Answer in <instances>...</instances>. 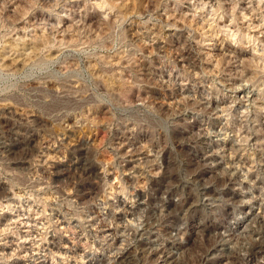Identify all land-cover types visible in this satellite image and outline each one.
Listing matches in <instances>:
<instances>
[{"label": "rangeland", "instance_id": "rangeland-1", "mask_svg": "<svg viewBox=\"0 0 264 264\" xmlns=\"http://www.w3.org/2000/svg\"><path fill=\"white\" fill-rule=\"evenodd\" d=\"M25 51L0 57V264H121L86 215L138 193L129 224L169 203L122 264H264V0H0Z\"/></svg>", "mask_w": 264, "mask_h": 264}, {"label": "bare ground", "instance_id": "bare-ground-1", "mask_svg": "<svg viewBox=\"0 0 264 264\" xmlns=\"http://www.w3.org/2000/svg\"><path fill=\"white\" fill-rule=\"evenodd\" d=\"M124 7V6H123ZM17 39V38H16ZM18 40V39H17ZM16 40V41H17ZM19 41H21L19 39ZM18 41V43H19ZM24 41L20 42V43H23ZM34 42V41H33ZM11 44V43H10ZM17 44V42H16ZM24 44V43H23ZM23 44H21V46H23ZM28 44V43H27ZM30 44V43H29ZM28 44V45H29ZM13 45V44H12ZM25 45V44H24ZM17 46V45H16ZM31 46V45H30ZM8 47V46H7ZM15 47V46H14ZM32 47H33V44H32ZM27 48V47H26ZM25 48V49H26ZM10 49V47H9ZM16 49V48H15ZM24 49V50H25ZM30 49V48H29ZM34 50V48H33ZM12 51V50H11ZM14 51V50H13ZM20 51V49H19ZM23 51V50H22ZM5 53V52H4ZM2 53V54H4ZM7 53V52H6ZM1 55V54H0ZM32 55V51H29V52H26L25 53H22V54H16V53H10V54H4V55H1V61L4 62V63H7L9 64L10 66H20L23 64L24 66V63L26 61H28L27 59ZM32 57V56H31ZM30 59V58H29ZM28 62H26L27 64ZM241 85V84H240ZM236 90V89H235ZM237 91L239 93H243L246 91V88L245 86L241 85L237 88ZM247 95V94H246ZM220 139V138H219ZM218 139V140H219ZM224 140V139H222ZM125 143V142H124ZM206 143V142H205ZM119 145V144H117ZM207 145V143H206ZM227 145V144H226ZM208 146V145H207ZM232 146V145H231ZM120 148V147H119ZM116 150H118V148L116 147L115 148ZM132 149V148H131ZM136 149V148H135ZM113 150V149H112ZM128 150V149H127ZM206 150V149H205ZM222 150V149H221ZM119 151V150H118ZM135 151V150H134ZM131 152V151H130ZM137 152V151H136ZM139 152V150H138ZM129 153V151H127V154ZM224 153V152H223ZM137 154V153H136ZM139 154V153H138ZM219 154V153H218ZM225 154V153H224ZM134 155V153L132 154ZM207 155V158H209L208 154L205 153V157ZM124 156V155H123ZM212 156V155H211ZM219 156V155H218ZM223 156V155H222ZM122 157V156H121ZM126 157V156H125ZM124 157V158H125ZM204 157V156H203ZM141 158V157H140ZM211 158V157H210ZM213 158V157H212ZM231 158V157H230ZM128 159V158H127ZM154 159V158H153ZM133 159H131L132 161ZM138 160V159H137ZM151 160V159H150ZM149 160V161H150ZM135 161V160H134ZM130 162V161H129ZM128 162V163H129ZM148 162V161H147ZM137 163V162H136ZM135 163V164H136ZM143 163V161H142ZM156 163V162H155ZM211 163V162H209ZM145 164V163H144ZM138 166V164H136ZM214 165V164H212ZM155 167V166H154ZM239 167V166H238ZM136 168V167H135ZM154 169V168H153ZM236 169V168H235ZM238 170V169H237ZM152 171V170H151ZM154 171V170H153ZM232 173V172H231ZM197 174V173H196ZM241 174V173H240ZM233 176V175H230V177ZM150 179V178H149ZM233 181L239 184L243 183L244 180H241V178H239V176L237 175V171L233 177ZM229 182V181H228ZM231 182V181H230ZM229 182V183H230ZM234 183V182H232ZM231 183V184H232ZM238 185V184H237ZM243 185V184H241ZM202 186V185H201ZM206 186V185H205ZM91 188V187H90ZM78 200H80L81 204L85 202H83V200L85 199V197L87 196V191L89 189H87V191L85 192H82L80 189H78ZM234 190V189H233ZM4 191V190H3ZM96 192V191H95ZM199 192V191H198ZM2 194V193H1ZM90 194V193H89ZM137 194V193H136ZM203 195V194H202ZM247 195V194H246ZM135 196V195H134ZM137 196H139V202L138 204L135 206V205H128L126 203L127 200H124V199H119L115 202H117L116 204V207H112L111 208V211H109L110 213L109 214H106L104 215V217L100 218L99 221L95 220L96 216H92L91 214H88L86 215V222L87 223V226L89 227V231L90 232H93V234H95L98 242L104 244V245H107V258H110L112 260H115L116 262H119L122 264V262H125L126 259L128 258L129 254H131V252H133L134 249H132L134 245V243L132 241H136L138 243H140L141 247H144V245L146 244H150L149 247H151V243H154L153 241H155V239H152L150 236L149 237H143V234L144 233H155L157 234L158 233V230H157V225H158V217L161 215L159 214V212L162 213V211L164 210V208L168 205V201H163L157 208H156V212L152 213V217L151 215L147 218H141V220L136 224H129L128 222L132 221L134 219V216L136 215L137 213V210L138 209H144L146 210L147 206H148V202L145 200L146 198L141 195V194H137ZM6 198V201L9 202V201H13L14 197L13 196H10V195H4L0 197V199H4ZM201 197V196H200ZM207 197L208 200H211L212 199V196H205ZM215 197V196H214ZM145 198V199H144ZM158 198V197H157ZM219 198V197H217ZM206 199V198H205ZM216 199V197H215ZM226 199V198H225ZM234 199V198H233ZM155 200V199H153ZM222 200V198H221ZM224 200V199H223ZM261 200V199H260ZM15 201V200H14ZM137 201V200H136ZM159 201V200H158ZM200 201V200H199ZM226 201V200H225ZM98 202V201H97ZM156 202V201H155ZM137 203V202H136ZM153 203V202H152ZM195 203V201H194ZM196 204V203H195ZM112 205V204H111ZM195 205H192L191 204V207H194ZM82 207V206H81ZM152 207V206H151ZM155 207V206H154ZM169 207V206H168ZM184 207V206H183ZM107 208V207H106ZM185 208V207H184ZM109 209V207H108ZM154 209V208H153ZM56 210V209H55ZM88 210V209H87ZM99 210V209H98ZM110 210V209H109ZM190 210V209H189ZM86 211V210H85ZM95 211V210H94ZM140 211V210H139ZM142 211V210H141ZM153 211V210H152ZM155 211V210H154ZM158 211V212H157ZM165 211V210H164ZM107 212V211H105ZM136 212V213H135ZM145 212V211H144ZM80 213H83V212H80ZM97 213V212H96ZM95 213V214H96ZM102 213V212H101ZM108 213V212H107ZM158 213V214H157ZM188 213V212H187ZM86 214V213H85ZM84 214V215H85ZM99 214V213H98ZM163 214V213H162ZM145 215V214H144ZM143 215V216H144ZM5 216V215H4ZM138 216V215H136ZM164 216V215H163ZM162 216V217H163ZM167 216V215H166ZM169 216V215H168ZM98 217V216H97ZM160 217V218H162ZM4 217H1L0 218V222L2 221ZM6 218V217H5ZM99 218V217H98ZM139 218V217H138ZM169 218V217H168ZM165 220V218H163ZM134 221V220H133ZM161 221V219H160ZM167 221V220H166ZM3 222V221H2ZM169 224V222H167ZM166 223V224H167ZM249 223V222H248ZM250 225V224H249ZM248 225V226H249ZM82 227V226H81ZM159 227V226H158ZM245 227V226H244ZM248 228V227H247ZM226 230V229H225ZM251 230V229H250ZM229 231V230H228ZM233 231V230H232ZM89 232V233H90ZM171 232V231H170ZM176 235V234H175ZM222 235V234H221ZM174 236V235H173ZM226 236V235H224ZM84 238V237H83ZM94 238V237H93ZM133 238H135L133 240ZM175 238V237H174ZM223 238V237H222ZM175 240H178V237L175 238ZM180 240V239H179ZM221 240V239H220ZM231 239H225L223 238L222 239V244L221 245H226L228 242H230ZM219 241V240H218ZM218 241H216L218 244ZM135 242V243H136ZM176 242V241H175ZM221 243V241H220ZM232 243V242H231ZM137 244V243H136ZM215 244V246H216ZM230 244V243H228ZM138 245V244H137ZM78 246V245H77ZM155 246V245H154ZM214 246V247H215ZM157 247V246H156ZM165 247V246H164ZM251 247V246H250ZM11 248V246L8 244V242H3V243H0V251L3 252V253H7L8 250ZM63 248H66V246H64ZM68 248V247H67ZM168 248V247H167ZM219 248V247H218ZM225 248V247H224ZM233 248V246H232ZM252 248V247H251ZM132 249V250H131ZM142 249V248H141ZM154 249V248H153ZM68 250V249H67ZM222 250V248H221ZM154 253L156 251H153ZM160 252V251H159ZM158 252V253H159ZM164 252V250L162 251ZM157 253V254H158ZM167 253V252H166ZM229 253V252H228ZM152 254V253H150ZM160 254V253H159ZM172 254V253H171ZM102 255V254H101ZM147 255V254H146ZM219 255V254H218ZM230 255V254H229ZM228 255V256H229ZM98 256V255H97ZM148 256V255H147ZM163 253L158 257V261L157 263L159 262V259L161 257H163ZM99 257V256H98ZM168 257V256H167ZM213 257V256H212ZM92 258V256H91ZM94 258V257H93ZM35 259V258H33ZM46 259V258H45ZM95 259V258H94ZM147 259V257H146ZM215 259V258H214ZM20 260V259H18ZM40 260V259H39ZM91 260V259H90ZM96 260V259H95ZM109 260V259H108ZM150 260V259H149ZM32 261V260H31ZM30 261V262H31ZM42 261V259H41ZM99 261V260H98ZM129 261V260H128ZM154 261V260H153ZM152 261V263H153ZM156 261V259H155ZM164 261V260H163ZM210 261V260H209ZM36 262V261H35ZM44 262V261H43ZM257 262V261H256ZM39 263V262H37ZM96 263V262H95ZM129 263V262H127ZM151 263V264H152ZM156 263V262H155ZM8 264H19L18 261H14V262H9ZM45 264V262L43 263ZM84 264V263H83ZM92 264V263H91ZM94 264V263H93Z\"/></svg>", "mask_w": 264, "mask_h": 264}]
</instances>
